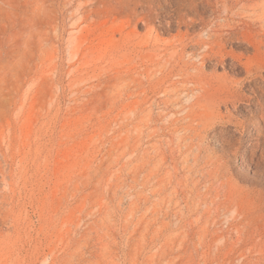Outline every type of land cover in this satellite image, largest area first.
I'll list each match as a JSON object with an SVG mask.
<instances>
[{"label": "rangeland", "instance_id": "rangeland-1", "mask_svg": "<svg viewBox=\"0 0 264 264\" xmlns=\"http://www.w3.org/2000/svg\"><path fill=\"white\" fill-rule=\"evenodd\" d=\"M233 58L264 78V0H0V264H264Z\"/></svg>", "mask_w": 264, "mask_h": 264}, {"label": "bare ground", "instance_id": "bare-ground-1", "mask_svg": "<svg viewBox=\"0 0 264 264\" xmlns=\"http://www.w3.org/2000/svg\"><path fill=\"white\" fill-rule=\"evenodd\" d=\"M234 34V33H233ZM216 35H218V33H213L212 31H210V33H209V38H208V40H206L204 43H206V42H209L210 43V45H209V49H208V51L206 52V54H204V56H203V61L205 62V63H209V62H211V61H214L215 63H217L218 64V66L220 65V64H225V62H227L226 61V57H227V54L223 51V48H224V44H222V43H220L219 42V48L217 49V51L215 50V46H214V44L211 42V40L213 39V37H215ZM230 35V34H229ZM228 35V36H229ZM232 37H233V35H232ZM231 39V38H230ZM228 43V42H227ZM236 43H239V42H236ZM234 44V43H233ZM240 44V43H239ZM242 44V43H241ZM244 56V55H243ZM244 59V58H243ZM230 62V61H229ZM231 68L232 69H234V70H245L246 71V73H247V75H246V77H245V82H246V84H248L249 85V87L251 86V87H254V86H256L257 87V85H261L263 88H264V78H261L260 76H259V72L260 71H258V70H256L254 67H252V66H246L243 62H242V60L240 59V58H233L232 60H231ZM239 72V71H238ZM241 73V72H240ZM229 83V82H228ZM231 83V82H230ZM244 83V82H243ZM232 84V83H231ZM245 84V86H247ZM210 85H212V84H210ZM236 85V84H235ZM214 86V85H213ZM239 86V85H238ZM244 86V85H243ZM209 87V85H206V86H204V85H200V83H196V85L194 86V88H193V90L195 89V88H199V89H202V88H204V91H206L207 93H209L210 92V89L208 88ZM225 89V95H227L226 97L227 98H229L232 102V107H234L235 108V110L236 111H238L239 110V107H240V101L242 100V97L244 96H240L239 94L240 93H238L237 91H236V89H234V87H231V86H229L228 84H226V85H224L223 86ZM248 87V88H249ZM240 88V87H239ZM238 88V89H239ZM255 88V87H254ZM241 89V88H240ZM261 89V88H260ZM241 92V91H240ZM263 92V91H262ZM223 93V94H224ZM264 93V92H263ZM222 94V93H221ZM263 95V94H262ZM222 96V95H221ZM261 96V95H260ZM207 98H210V95H207ZM244 98V97H243ZM257 98V97H256ZM249 99V98H248ZM253 99V98H252ZM258 99V98H257ZM245 100V99H244ZM254 101V100H253ZM260 101V100H259ZM228 102V101H227ZM259 104V103H258ZM252 105H253V102H252ZM245 107H246V105H244ZM255 106H256V104H255ZM250 108V107H249ZM248 108V109H249ZM258 108V107H257ZM261 108L262 109H258L260 112H252L253 113V115H252V117H253V121H255V123L257 124V127L259 126V127H262L263 125H260L259 123H260V121H259V114H264V102L262 103V106H261ZM238 109V110H237ZM247 109V110H248ZM250 110V109H249ZM253 111V110H252ZM251 112V111H250ZM233 117V116H232ZM249 119V118H248ZM264 120V119H263ZM257 121V122H256ZM252 123V122H251ZM229 124V123H228ZM245 124V123H244ZM247 124V123H246ZM249 125H250V123H248ZM253 125V124H252ZM245 126V125H244ZM253 126H255V125H253ZM249 127H251V126H249ZM248 128V127H247ZM253 128V127H252ZM226 129V128H225ZM254 129H256V128H254ZM260 129V128H259ZM224 130V129H223ZM249 130V129H248ZM261 130V129H260ZM218 130L216 129L214 132H217ZM227 131H225V133H226ZM229 132V131H228ZM251 132V131H250ZM249 132V133H250ZM223 133V132H222ZM215 134H217V133H215ZM226 135V134H225ZM219 137V139H221V138H224V133H223V136L222 135H218ZM228 136V133H227V135H226V137ZM232 137V136H231ZM226 139V138H225ZM224 139V140H225ZM231 140V138H229V141ZM228 141V140H227ZM231 142V141H230ZM233 142H234V140H233ZM248 164V163H247ZM249 165V164H248Z\"/></svg>", "mask_w": 264, "mask_h": 264}]
</instances>
